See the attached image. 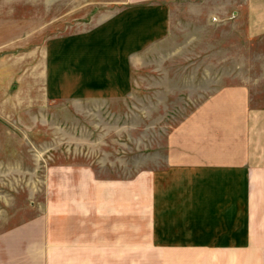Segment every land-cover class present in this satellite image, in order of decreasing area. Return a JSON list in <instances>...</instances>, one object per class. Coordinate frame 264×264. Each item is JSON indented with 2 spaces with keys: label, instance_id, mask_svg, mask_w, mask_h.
Segmentation results:
<instances>
[{
  "label": "rangeland",
  "instance_id": "rangeland-1",
  "mask_svg": "<svg viewBox=\"0 0 264 264\" xmlns=\"http://www.w3.org/2000/svg\"><path fill=\"white\" fill-rule=\"evenodd\" d=\"M123 1L0 0V236L22 229L26 235H42L40 225H50L51 203L65 199L68 188L81 187L82 171L101 178L141 177L150 166L153 143L168 133L164 124L177 117L172 108L179 101H167L163 94L178 91L170 80L182 72L198 74L204 60L215 63L203 70L237 80L246 75L255 88L252 102L264 104V35L248 36V0H139L170 10L169 33L150 52L122 54L124 70L120 61L118 69L132 72L127 95L90 99L98 72L115 68L116 62H81L69 70L66 41L82 39L77 34L103 24ZM53 55L63 85L55 89L60 95L50 97ZM180 61L187 67H179ZM192 61L202 66L193 67ZM67 70L73 87L65 84ZM138 190L137 212L134 203L128 204L123 220L137 222L142 237L149 232V217L146 190ZM250 191L246 228L235 229L246 242L235 244L233 256L208 264H264V171L251 180ZM123 233L135 231L124 226Z\"/></svg>",
  "mask_w": 264,
  "mask_h": 264
},
{
  "label": "crops",
  "instance_id": "crops-1",
  "mask_svg": "<svg viewBox=\"0 0 264 264\" xmlns=\"http://www.w3.org/2000/svg\"><path fill=\"white\" fill-rule=\"evenodd\" d=\"M124 3L100 26L77 34L82 39L66 41L69 70L81 62H116L115 68L98 72L90 99L127 95L132 72L122 71V54L144 48L150 52L169 33L170 10L140 5L139 0ZM248 4V36H263L264 0ZM56 59L50 58V97L63 85L54 69ZM208 60L203 67L201 61L190 62L201 68L198 74L182 72L170 80L179 85L178 91L163 94L167 101H179L172 108L177 117L164 124L168 133L153 143L150 166L141 177L101 178L82 171L81 187L68 188L65 199L51 203L50 225H40L42 235H26L22 229L0 236V264H208L233 256L235 244L246 242L235 235V229L246 228V193L250 195L251 180L264 171V104L252 102L255 88L246 75L238 81L203 70L215 63ZM179 64L186 68L188 63ZM69 70L65 84L73 87ZM139 185L146 190L149 217V232L142 237L137 222L123 220L128 204L134 203L137 212ZM124 226L135 234H124ZM175 228L182 231L171 232Z\"/></svg>",
  "mask_w": 264,
  "mask_h": 264
}]
</instances>
